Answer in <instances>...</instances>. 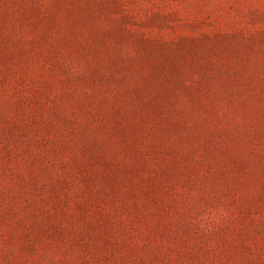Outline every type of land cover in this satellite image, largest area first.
<instances>
[{"label": "rangeland", "instance_id": "1", "mask_svg": "<svg viewBox=\"0 0 264 264\" xmlns=\"http://www.w3.org/2000/svg\"><path fill=\"white\" fill-rule=\"evenodd\" d=\"M0 264H264V0H0Z\"/></svg>", "mask_w": 264, "mask_h": 264}]
</instances>
